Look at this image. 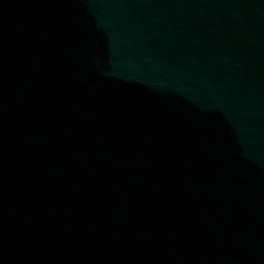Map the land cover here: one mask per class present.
<instances>
[{"label":"water","instance_id":"95a60500","mask_svg":"<svg viewBox=\"0 0 264 264\" xmlns=\"http://www.w3.org/2000/svg\"><path fill=\"white\" fill-rule=\"evenodd\" d=\"M0 264H264V0H0Z\"/></svg>","mask_w":264,"mask_h":264}]
</instances>
